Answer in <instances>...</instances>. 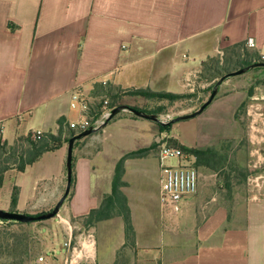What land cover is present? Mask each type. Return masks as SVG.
Wrapping results in <instances>:
<instances>
[{"label":"crops","instance_id":"0c3cea01","mask_svg":"<svg viewBox=\"0 0 264 264\" xmlns=\"http://www.w3.org/2000/svg\"><path fill=\"white\" fill-rule=\"evenodd\" d=\"M248 40L255 42L254 50L264 53V0H0L3 139L12 144L7 132L14 141L30 132L57 133L60 118L76 121L72 92L90 93L97 84L205 94L210 83L202 76L203 63ZM241 85L237 77L227 78L204 112L226 109L236 101ZM259 106L251 104V112ZM173 137L193 147L201 135L196 130L189 141ZM49 154L56 156L54 173L42 164ZM66 157L64 145L23 173H6L5 177L33 173L30 192L15 185L18 211L23 210L22 193H33L32 199L44 197L51 191L49 183L63 181ZM130 166L128 162L124 181L129 186L123 192L131 209L135 244L126 245L119 217L101 222L108 233L102 249L96 227L75 233L78 227L70 220H81L98 208L112 186V178L105 185L103 172L94 168L90 157L81 155L74 161V188L62 213L67 237L52 243L45 254L48 264H71L75 252L84 253L77 264H264V197H250L241 215L216 208L188 233L184 227L174 228L160 208L148 206L143 195L138 205L131 201ZM93 241L94 256H89L83 243Z\"/></svg>","mask_w":264,"mask_h":264},{"label":"rangeland","instance_id":"374dc122","mask_svg":"<svg viewBox=\"0 0 264 264\" xmlns=\"http://www.w3.org/2000/svg\"><path fill=\"white\" fill-rule=\"evenodd\" d=\"M256 53L253 49L230 47L219 55L222 62L218 67L210 63L211 67L206 70L205 77L210 85L215 84L221 77L243 68L238 65L242 64L245 59L253 58ZM234 77L242 82V88H237L236 101L230 103L226 109L216 113L203 112L194 119L171 124L168 127L165 125L176 117L197 111L209 99L211 91L201 95L195 93L191 96H183L172 101L147 99L129 94L125 97L119 96L113 102L118 103L117 107L125 105L128 109L118 113L103 127L111 111L105 110L102 116L95 118L98 120L97 128L99 129L92 135L75 142L74 151L78 150L76 157L74 155V161L81 155L90 157L94 168L103 172L102 180L108 186L109 178L113 179L119 161L128 155H133L124 162L125 169L127 163H131L130 169L134 175L127 194L136 205L139 204V197L143 195L148 206L158 211L161 145L166 143L179 148L174 142L182 143L173 136H182L189 141L194 131L198 130L201 138L199 142L194 143L193 147L213 148L226 155L227 162L218 172L204 167L197 168L199 187L188 208L183 212L184 214L177 216L165 214L163 217L172 222L174 228L184 227V231L191 233L216 208L224 207L230 214L241 215L250 197H264V67L253 68ZM118 90L108 83L97 84L92 88L95 94H102L106 91L115 95L122 91ZM131 90L134 89L127 91ZM90 93H88L90 111L95 114L98 110L96 105L103 100V96L95 98L90 96ZM251 95L257 99L251 100L249 98ZM256 103H260L261 106L251 112L250 105ZM130 109L158 116L159 121L136 116ZM72 118L74 120L80 118L78 111L73 110ZM6 138L13 143L12 133L7 132ZM65 146L67 147L68 144L66 143ZM165 163L174 165L176 161L167 160ZM42 164L48 166L49 171L54 173L55 154H49ZM139 171L141 174H136ZM32 178V172L18 176L7 175L0 188V210L10 212L13 188L15 185L22 184L26 192H30ZM48 185L51 191L44 193V197L32 199L33 193H22L23 210L17 213L29 217L51 213L65 193L67 177L65 175L60 184L51 182ZM127 186H129L128 183ZM73 188L72 185L69 196L53 218L29 222L15 220L2 222L0 225V264H25L35 256L47 254L52 243L62 241L67 237L65 225L68 226V224L62 219V213L67 209ZM27 201L25 206L24 203ZM70 222L78 227L75 233L90 228L84 225L83 219H72ZM94 227L97 228L96 237L102 249L108 233L102 223ZM126 245L130 246L129 243Z\"/></svg>","mask_w":264,"mask_h":264},{"label":"trees","instance_id":"16d2710c","mask_svg":"<svg viewBox=\"0 0 264 264\" xmlns=\"http://www.w3.org/2000/svg\"><path fill=\"white\" fill-rule=\"evenodd\" d=\"M235 47H242V49H251L247 46L246 43L234 45ZM254 50V49H253ZM253 55V58L257 59H245L242 61V64H239L240 67H246L251 64H254L257 61H264L262 55L259 51ZM222 59L220 57H214L208 59L202 65V76L205 77L206 70L210 69V63L216 65L221 64ZM238 70V69H237ZM216 84V83H215ZM215 84H211L207 89V92L212 93ZM121 90V89H119ZM118 90V91H119ZM131 94H130V93ZM122 90L120 93L112 95L106 91L102 94H95L91 91L90 96L99 97L103 96V100L97 104V113L89 112V115H94L95 118L102 116L105 110L112 111L118 105L114 103L113 100L117 99L119 96L135 95L141 96L147 99H163V100H176L182 98L183 96L193 95L191 94H173L167 92H153L146 89H134L131 91ZM107 101V104L103 102ZM159 113V112H156ZM172 123L165 125L166 127L170 126ZM77 132L74 129L69 127V123L65 118H60L58 120V130L57 133L52 132H30L26 135L18 136L12 144H9L3 139L2 128L0 127V188L3 186L5 175L10 170H16L19 173H23L29 166H32L36 162L40 161L41 158L46 153H51L59 150L66 143L68 144L71 137H73ZM79 141V140H78ZM77 142V141H76ZM185 154L190 157H193L194 167H204L208 168L214 172H218L222 167L225 166L227 162V156L221 154L219 151L213 148L201 149L197 147H188L183 144L174 142ZM133 155H128V157L122 158L115 169V173L112 179L111 193L102 197L100 205L98 208L93 209L90 213L83 218L84 225L86 227H94L96 224L111 220L113 218H121L124 223V231L126 237V244L129 243L130 246L135 244V229L132 221L131 209L128 203V198L123 192V188L127 187V183L123 180L125 174L124 162L126 159L131 158ZM74 166V158H73ZM72 185L74 186V176L72 180ZM19 200V189L17 187L13 188L11 203H10V213L17 214V205ZM1 215V213H0ZM23 215V214H22ZM26 216V215H24ZM29 217V216H27ZM0 221H7L0 218Z\"/></svg>","mask_w":264,"mask_h":264},{"label":"built area","instance_id":"2783aa9c","mask_svg":"<svg viewBox=\"0 0 264 264\" xmlns=\"http://www.w3.org/2000/svg\"><path fill=\"white\" fill-rule=\"evenodd\" d=\"M246 44L251 49L256 48L253 40H248ZM262 59L264 60V53H262ZM105 103L107 104V101ZM71 108L78 111L80 117L69 123L71 129L81 132L91 127L97 128L98 120H95L94 115H89L88 93L80 89L74 90L71 95ZM167 160H175L176 163L167 165L165 163ZM193 163L194 158L186 155L180 148L166 143L161 145L158 202L162 214L182 215L191 203L199 187V172ZM2 222L0 221V225ZM64 246L69 248L70 244L65 243ZM25 264H48V256L44 254L35 256Z\"/></svg>","mask_w":264,"mask_h":264},{"label":"water","instance_id":"95a60500","mask_svg":"<svg viewBox=\"0 0 264 264\" xmlns=\"http://www.w3.org/2000/svg\"><path fill=\"white\" fill-rule=\"evenodd\" d=\"M257 67H264V61H260L254 64H251L249 66L243 67L241 69H238L236 71H233L223 77H221L215 84L213 91L209 97V99L194 113L191 114H187V115H182V116H178L175 119H173L171 121L172 124L175 123H179L181 121H186V120H190V119H194L195 117L199 116L200 114H202L205 109L213 102V100L215 99L216 95L218 94V89L219 86L229 77H234V76H239L242 75L244 73H246L247 71H249L250 69L253 68H257ZM128 109L127 106L125 105H121L115 109H113L109 115V117L107 118V120L104 122L103 126H106L109 121L115 117L118 113H120L121 111ZM130 111H132L136 116L145 118V119H149L152 121H159L158 116L155 115H148L142 111H137L134 109H130ZM99 128H89L85 131H81L77 134H75L73 137L70 138L69 142H68V146H67V157H66V177H67V186H66V190L65 193L63 195V197L61 198V200L58 202V204L56 205L55 209L46 215H42V216H38V217H27L24 216L20 213H10V212H6V211H2L0 210V218L3 220H15V221H20V222H29V221H35V220H45V219H50L55 217L60 208L62 207L64 201L66 200V198L69 196L70 192H71V188H72V180H73V158H74V146H75V142L78 140H81L85 137H88L90 135H92L93 133H95Z\"/></svg>","mask_w":264,"mask_h":264},{"label":"clouds","instance_id":"9594fccd","mask_svg":"<svg viewBox=\"0 0 264 264\" xmlns=\"http://www.w3.org/2000/svg\"><path fill=\"white\" fill-rule=\"evenodd\" d=\"M83 248L87 250L89 256H94V241L92 244H89L87 242L83 243ZM84 258V253L83 252H75L74 253V258L72 259L71 264H77L78 260Z\"/></svg>","mask_w":264,"mask_h":264}]
</instances>
